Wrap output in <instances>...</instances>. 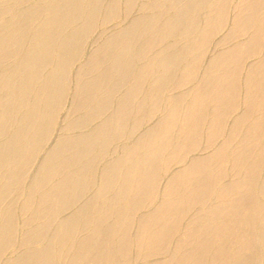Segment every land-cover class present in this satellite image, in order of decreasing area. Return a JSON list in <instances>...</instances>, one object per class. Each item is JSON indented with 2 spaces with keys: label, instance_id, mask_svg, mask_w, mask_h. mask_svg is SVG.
Listing matches in <instances>:
<instances>
[{
  "label": "bare ground",
  "instance_id": "1",
  "mask_svg": "<svg viewBox=\"0 0 264 264\" xmlns=\"http://www.w3.org/2000/svg\"><path fill=\"white\" fill-rule=\"evenodd\" d=\"M77 1L79 0H41L37 5L34 3L35 6L29 10L30 13L38 14L44 9L49 11L50 18L31 33L28 31V25L15 21V16L0 7V58L12 52L17 56L13 71L0 76V137H7V141L0 146V197L7 186L20 179L21 173L50 133L55 122L56 109L63 96V87L68 78L71 56L94 26L99 0H88L83 7L76 5ZM196 3L201 2L198 0ZM130 4L131 0H128V5ZM260 6H264V0H255L243 10L240 21L243 29L252 26L254 14ZM76 17H82L81 25L66 32L70 22ZM175 23L174 19L169 18L164 27L174 30ZM217 25V22H211L201 26L196 48L202 47L208 41ZM147 28L143 20H138L133 23L131 32L134 33L139 29L147 30ZM145 40L142 44L148 43ZM156 40L161 42L162 35H157ZM118 42V36H112L98 50L96 58L118 61L129 53L117 49ZM259 43H261L260 29L253 34L247 44L238 46L230 54H221L217 64L236 61L242 55L255 51ZM21 50L25 51L23 56ZM196 53L195 57L200 52ZM170 62L168 53L162 54L161 58L152 59L148 64L139 67L137 80H140L145 73L155 72L160 63L168 67ZM44 67L49 68L47 73L43 72ZM193 73V69H188L183 73L182 79L190 78ZM110 82L109 77L104 73L96 81L81 85L78 108L92 110L107 105L110 102L107 95L114 89L110 88ZM261 86L259 82L255 88H251L249 101L261 95V103L264 107V88H260ZM144 90L145 88H133L120 103L123 116L119 126L106 120L96 131L80 138L57 140L60 142L42 166L37 182L40 188L53 178H57V181L42 193L41 202L45 203L47 199L51 205L39 213L33 210L34 217H41L42 222L32 227L26 237V242H32L34 239L44 241L45 247L29 250L11 264H59L58 259L61 264H106L104 263L106 259L107 264H113L111 259L114 256H122L125 263L129 264V261L136 258L133 255V245L141 243L154 248L163 244L168 240L171 232L178 227L180 216L195 202L203 201L211 195L214 181L223 176L222 165H214L211 162L219 163L221 159L226 161L224 150L219 151L215 157L191 161L186 167L185 175L195 176L196 186L193 190L184 187V174L174 176L166 193L171 197L170 203L160 205L154 213L142 219L139 230L143 235L132 237L130 228L135 219H138V212L142 206L141 197L155 190L160 167H168L177 151L197 145V138L207 125L209 127L207 140L209 143L213 142L221 131L225 116L235 108L234 98L238 88L235 82L223 87L218 80L208 78L207 87L194 94L182 117H179L181 109L174 107L172 118L159 122L154 130L139 139L130 149L127 157L115 159L97 173L92 165L93 151H100L108 142L119 138L127 125L130 131L140 126L143 105L142 102L137 101V96ZM209 97L215 101L210 113L207 111ZM129 118V122H126ZM243 126L252 127L256 132H264L263 120L250 123L244 116L235 122L238 133ZM175 133L180 135V139L170 144L168 140ZM164 149L169 152L166 158H162ZM243 157V153L237 154L234 161L241 164ZM127 162L130 166H125ZM263 163L264 145L260 149L258 158L245 164L244 179L226 185L216 193L220 197L232 193L242 195V199L237 204L232 202L221 209V213L229 217V220L222 224V229L229 234L233 232L234 227H240L242 236L250 242H253V235L250 233L251 216L259 207L253 188H255L254 184L256 186V179ZM94 179L98 188L93 196L75 214L65 216L57 225H53V219L68 205L71 198H77L88 189ZM259 188V192L263 193L261 184ZM35 205V201L31 199L29 207L33 209ZM18 212L22 211L18 210ZM235 215L239 218L236 222L233 219ZM15 216L13 209L6 210L0 216V254L3 243L12 237ZM86 225L91 226V234L88 237H77V231ZM215 237L218 238L215 248L211 250L208 246H201L197 259L208 254L213 264L223 263L227 236L221 234ZM58 246H65L66 253L63 256H59ZM177 246L180 248V244ZM238 256L239 250L233 259L236 260ZM186 257L188 256L180 255L176 261H182ZM246 264H254L253 258H248Z\"/></svg>",
  "mask_w": 264,
  "mask_h": 264
},
{
  "label": "rangeland",
  "instance_id": "2",
  "mask_svg": "<svg viewBox=\"0 0 264 264\" xmlns=\"http://www.w3.org/2000/svg\"><path fill=\"white\" fill-rule=\"evenodd\" d=\"M40 1L0 0V7L8 14L15 16V21L18 20L17 22L28 25V31L31 33L50 18L49 11L44 9L38 14L29 12ZM86 1L88 0H79L76 5L83 7ZM196 1L198 0H131V4L128 5V0H99L97 6L99 9H97L93 28L71 56L68 78L63 87L61 102L56 109L53 130L51 129L41 143L36 155L21 173L20 179L7 186L0 197V216L8 209H13L16 215L12 237L2 245L0 264L14 263L25 252L45 247L44 241L34 239L32 242H26V237L32 227L42 222L41 217H34L33 210L39 213L51 205L47 199L45 203L41 202L42 193L47 191L57 181V178H53L40 188L37 182L42 166L62 139H77L94 132L106 120L119 126V121L123 116L120 103L133 88H145L137 96V101L142 102L143 105L140 126L130 131L127 125L119 138L108 142L102 150L93 151L92 165L94 170L100 173L115 159L127 157L130 149L138 143L139 139L154 130L159 122L170 120L174 107L181 109L179 117H182L184 109L194 94L207 87L208 78L218 80L223 87H227L231 82L236 83L238 90L234 98L235 108L225 116L221 131L212 143L207 140L209 129L207 125L198 136L197 145L177 151L168 167H160L155 190L141 197L142 206L138 212V219H135L130 228L132 237L143 235L139 230L142 219L154 213L160 205L170 203L171 197L166 194L167 188L174 176L185 175L186 167L191 161L215 157L219 151L224 150L226 161L221 159L219 163L211 162L214 165H222L223 176L214 181L210 196L203 201L195 202L180 216L178 227L171 232L167 241L156 246L157 248L147 247L141 243L133 245V255L136 258L128 263L213 264L208 254L200 256L199 259L196 257L199 256L201 246L214 249L218 239L215 236L223 234L227 237L224 247L225 259L222 264H246L250 257L253 258L254 264H264V163L259 170L256 186L254 184L255 188H253L256 203L259 206L258 211L251 216L250 233L253 235V242L245 240L240 227H234L233 232L229 234L222 229V224L228 221L229 217L221 213V209L232 202L237 204L242 199V195L239 193H232L225 197L216 195L217 190L222 187L244 179L245 164L258 158L260 149L264 145V132H256L248 126H243L240 133L235 129V122L244 116L250 123L264 121L261 95L249 101L251 88H255L259 82L262 84L260 88H264V6H260L255 12L252 26L243 29L240 25L242 12L255 0H199L200 4ZM169 18L176 22L174 30L164 27ZM138 20H143L148 28L132 33L133 23ZM211 22H217L216 30L210 34L208 41L202 47L196 48L201 26ZM81 23L82 17H76L70 22L66 32L77 28ZM258 29H260L261 43L255 51L242 55L236 61L217 64L221 54H230L238 46L247 44ZM157 35H162L161 42L156 40ZM112 36L119 38L116 48L129 51V53L118 61L97 59L98 50ZM144 39L148 43L142 44ZM196 49L200 52L197 57H195ZM166 53L171 58L168 67L160 63L155 72L145 73L140 80H137L140 66L148 64L154 58H161V55ZM24 54L25 51L21 50V56ZM16 58L14 52L2 55L0 76L13 71ZM188 69H193L194 73L190 78L183 80L182 75ZM48 70V67L43 68L44 73ZM104 73L111 81L110 88H114L107 95L110 98V105L108 103L92 110L78 108L81 85L96 81ZM211 97L207 100L209 113L215 104ZM129 120L130 118L126 119V122ZM179 139L180 135L175 133L171 135L168 142L173 144ZM5 141H7L6 136L0 137V146ZM168 153L164 149L162 158H166ZM240 153L244 154L241 164L234 161L235 155ZM125 166H130V163L127 162ZM193 176V174L185 175L184 187L187 190H193L196 186L195 176ZM95 180H92L89 188L77 198H71L68 205L53 219V225H57L63 217L75 214L93 196L98 188ZM260 184L263 193L259 192ZM31 199L36 204L33 209L29 207ZM233 219L236 222L239 219L238 215H235ZM91 231V226L86 225L77 231L76 236L88 237ZM178 244L180 248H177ZM237 250H239V256L234 260L233 257ZM57 252L59 256H63L66 253L65 246H58ZM180 255L188 257L182 261H176ZM111 260L113 264H127L122 256H114ZM58 262L61 264L60 259ZM104 263L107 264L108 260L106 259Z\"/></svg>",
  "mask_w": 264,
  "mask_h": 264
}]
</instances>
